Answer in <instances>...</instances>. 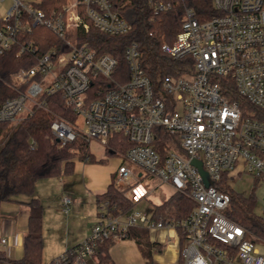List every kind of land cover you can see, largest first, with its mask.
Instances as JSON below:
<instances>
[{"label":"built area","instance_id":"1","mask_svg":"<svg viewBox=\"0 0 264 264\" xmlns=\"http://www.w3.org/2000/svg\"><path fill=\"white\" fill-rule=\"evenodd\" d=\"M36 1L0 0V54L13 49L17 55L35 54L37 26L59 40L40 52L34 65L12 73L18 94L0 104V121L18 122L41 105L44 94L59 93L76 117L52 120L51 140L63 146L82 137L106 148L109 135L121 133L132 145L120 155L115 183L131 203L147 199L154 188L144 175L194 203L180 219L152 218L148 208L113 215L107 201L98 203L89 235L53 263L73 255L72 264H88L100 242L143 226L176 229L184 241L182 264H264L255 240L224 215L230 196L222 190L232 174L250 173L264 182V0H211L215 13L204 19L184 6L180 30L160 49L174 59L189 56L193 71L152 80L137 42L131 41L123 51L125 81L113 78L115 71L122 75L116 57L77 42V29L88 31L90 23L109 35L130 30L116 0H72L48 12ZM148 3L152 16L172 8L171 0ZM98 78L100 88L92 98L89 91ZM193 158L201 161L207 185ZM73 202L62 196V210L68 212Z\"/></svg>","mask_w":264,"mask_h":264},{"label":"trees","instance_id":"2","mask_svg":"<svg viewBox=\"0 0 264 264\" xmlns=\"http://www.w3.org/2000/svg\"><path fill=\"white\" fill-rule=\"evenodd\" d=\"M170 10L152 16L148 0H116L117 11L131 25L130 30L121 35H109L100 32L91 23L88 31L77 29V42L85 44L95 53H107L117 59V71L113 78L118 81L127 79V65L123 59V51L131 41L137 42L142 52V63L147 74L156 80L164 75H178L193 71L192 60L189 56L174 59L160 49L163 42L171 43L180 30L184 6L194 9L200 19L215 13L211 0H171ZM64 0H38L35 5L48 12L60 8ZM38 50L35 54H16L15 49L0 54V104L18 94L11 83V75L20 68H29L36 63L40 52H45L51 45H59L57 37L47 28L37 26L32 34ZM186 67L188 69H186ZM101 79L91 86L89 93L96 97ZM23 84L18 90H23ZM41 105H35L31 113L24 116L15 126L9 129L10 122L0 121V203L16 200L19 195H27L24 203L28 209V226L23 237V256L18 260H10L12 264H45L42 260V214L41 202L33 196L35 182L39 178L58 177L69 174L73 169V160L97 162L89 152L88 142L82 137L59 146L51 140L49 125L56 118L73 121L76 117L59 93L44 94ZM162 139H167V133L160 130ZM109 148L106 153L125 150L132 145L121 133L109 135ZM159 152L163 144L157 145ZM230 196L224 215L240 224L255 242L264 243V217L255 212L256 197L253 193L243 195L234 191L229 184L222 187ZM96 203L108 202V210L113 215L127 213L135 208L118 188L115 176H112L106 190L96 195ZM193 201L181 192L174 191L161 203L148 207L152 218L161 216L163 219H180L193 208ZM124 238H132L136 242L142 256L148 264L152 262V253L160 251V244L148 239L145 227L131 226ZM182 238V237H181ZM181 240V247L183 246ZM113 244L112 238L100 242L96 249L99 264H115L108 252ZM73 249V248H71ZM6 259L0 251V264ZM73 255L67 261L58 264H72ZM48 264H54L53 260ZM176 264H182L179 256Z\"/></svg>","mask_w":264,"mask_h":264},{"label":"crops","instance_id":"3","mask_svg":"<svg viewBox=\"0 0 264 264\" xmlns=\"http://www.w3.org/2000/svg\"><path fill=\"white\" fill-rule=\"evenodd\" d=\"M88 147L97 162L107 161L105 165H98L101 171L99 178L92 179L88 174L91 171L90 167L87 169L88 164L75 158L69 174L39 178L35 182L33 196L43 207L42 260L45 264L74 248L89 235L98 215L95 197L106 190L112 176H115L116 181L115 171L121 163L117 151L108 154L106 148L95 140H90ZM64 195L70 196L74 201L68 212L61 208V197ZM28 199L27 195H19L14 201L0 203V251L8 259L2 264H12L10 260H18L23 256V237L28 226V209L24 202ZM144 201L146 199L141 202ZM146 229L149 241L156 242L161 247L160 251L152 253V262L176 264L181 249L180 233L169 227ZM2 238L5 239L4 242H1ZM112 240L113 244L108 252L115 264H121L120 259L123 260L129 252L134 253V248L137 250V263L148 264L134 239ZM88 264H99L97 254L88 259Z\"/></svg>","mask_w":264,"mask_h":264},{"label":"rangeland","instance_id":"4","mask_svg":"<svg viewBox=\"0 0 264 264\" xmlns=\"http://www.w3.org/2000/svg\"><path fill=\"white\" fill-rule=\"evenodd\" d=\"M38 1V0H37ZM72 0H64V3H67ZM7 0H5L4 3H6ZM61 4V5H62ZM3 7L0 5V13H2ZM16 122H11L9 124V129L13 128L15 126ZM3 138L0 140V144L2 142ZM109 141H107L106 149L109 148ZM124 150H119L117 153L119 155L122 154ZM112 157V156H111ZM107 161H99V162H86L88 164V167H90V172L88 173L91 175L92 179L99 178L101 171L99 169L98 165H105ZM144 180L150 187H154L149 196L148 199L144 202H140L136 205V209H147L152 204H158L161 203L164 199H166L171 193L174 192L173 188L167 184H157V180L150 175H144ZM255 181L253 176L250 173H241V174H232V177L229 178L228 184L229 186L236 192L241 193L243 195H249L251 193L254 194L256 197V206H255V212L261 216L264 217V182ZM148 210V209H147ZM256 247L260 254L264 256V243L257 242ZM137 250L134 248V253L129 252L127 256L123 260L120 259V257H117V259H120L121 264H138L137 263ZM120 254V253H119ZM122 254V253H121ZM123 257V255H122ZM121 257V258H122Z\"/></svg>","mask_w":264,"mask_h":264},{"label":"water","instance_id":"5","mask_svg":"<svg viewBox=\"0 0 264 264\" xmlns=\"http://www.w3.org/2000/svg\"><path fill=\"white\" fill-rule=\"evenodd\" d=\"M191 163L198 169L199 173L203 176L205 184L207 185L208 183H210V180H208L207 178L206 172L202 168L201 161L196 158H193L191 159Z\"/></svg>","mask_w":264,"mask_h":264}]
</instances>
